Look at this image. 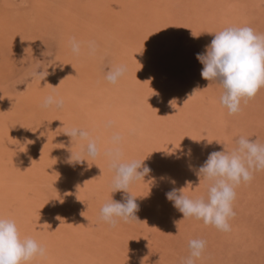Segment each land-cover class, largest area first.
Here are the masks:
<instances>
[{
    "label": "bare ground",
    "instance_id": "obj_1",
    "mask_svg": "<svg viewBox=\"0 0 264 264\" xmlns=\"http://www.w3.org/2000/svg\"><path fill=\"white\" fill-rule=\"evenodd\" d=\"M113 1L111 3L115 8L108 4L110 0L109 2L108 0H88V5L84 3L86 6H82L79 0H55L59 5L56 8L62 7L60 13L63 12V15H58L57 11L53 10L51 14L55 20L57 21V17H62L66 22H70L64 27V33L67 35L59 40L64 45L59 57L60 62L44 80L29 87L27 94L21 95L22 99L14 95L8 97L3 88H0V150L4 149L6 152L5 155L0 153V217L14 220L22 239L30 237L45 249L44 256H37L28 264H136L144 249L141 246L145 247V241L148 239L140 237L143 240H140V244L126 246L124 231L122 233L125 236L121 239L118 235L106 234L109 230L103 227L107 223L101 224L103 221L99 217L101 209L99 206L102 207L109 201L111 195L115 201L120 198L125 200L128 195H131L136 198L141 211L136 213L139 224H141L140 218L144 221L143 227L147 229L153 224L156 236L162 239L165 235L168 236L170 231V234L175 237V233L179 232L181 227L178 221L170 217V214H177L178 210L171 201L166 199L165 194L175 188L181 190L184 195L188 196L190 193L195 198L199 197L194 192L191 193V187L185 186L184 176L191 175L196 182L200 181L198 169L206 161L205 156L203 159L202 157L213 148L215 137L208 136L209 148L201 141H199L200 146L194 144V138H198L194 132L198 129L193 127L195 124L191 123L189 127L187 126L189 123L185 124L190 101L189 90L193 85L189 87L187 81L190 79L195 82L202 78L200 73L203 64L196 59V55L204 53L206 46L214 38V33H218L231 24L237 26L235 17L239 16V12L236 9L239 7L242 13L248 8L241 6L238 1L237 4L240 6L237 8L230 2H227L229 6H225L226 1L219 0V5L222 6L224 3V8L218 6V14L214 16L215 19H219L218 24H212L215 22H211V19L203 21L204 14L207 13L201 6L199 11L203 16L190 15V19L188 18L184 26L178 21L174 23L172 14L176 10L175 0ZM49 4L53 5L54 0H34L32 13L38 14L40 7L46 8L45 6ZM248 6H252L251 3ZM0 8V14L3 17L8 10L4 11L1 5ZM23 16L26 23L28 20L31 22V14L26 13ZM37 17L33 16L35 21L40 20ZM3 26H0V42L10 45L12 56L19 60L27 49L28 45L25 43L30 41L25 39L23 30L20 32L17 26L11 25L8 28L11 29L12 34L6 30L8 26ZM212 26L214 27L210 31ZM208 29L209 32L206 33ZM199 31L206 35H202ZM184 35H187L186 43H189V46L194 43L195 46L191 47L185 56L179 51L172 55L174 49L178 50L179 42L184 39ZM196 35L198 37H194ZM72 40L81 46L79 55H74L71 51L70 41ZM90 42L95 44L94 52H90ZM34 45L33 47H36ZM106 49L112 55L110 59L113 60L112 69L116 66L126 68L125 75L115 84L108 83L105 76L100 75L101 71L97 67L100 64L96 65L97 57H100ZM5 59L7 60V57ZM186 60H190L188 68L184 67ZM5 62L0 63L2 79L4 77L2 75L7 74L3 72L8 67V65L5 66ZM194 64L196 65L193 66ZM10 73L8 72V75ZM203 83L200 80L197 85ZM48 85L58 87L53 89ZM205 87L208 90H206L207 96H202L203 99L200 98L198 101L200 104L197 103L198 107L202 106L200 108L211 111L208 103L216 100V93L221 96L222 92L212 91L209 87L207 88V85ZM49 95L61 99L63 107L59 109L54 105L49 108L42 107L43 99ZM166 110L175 112L170 119H168L169 116L165 117ZM178 115L180 122L176 121ZM221 116L222 112L218 111L211 117L220 123ZM139 118L142 120L139 121L140 126L137 122L133 123ZM71 128L88 132L89 138L96 142L98 154L95 159L84 156L83 159L87 158V161L79 163L70 161L71 153L73 155L81 153L86 144L79 140L66 142L67 139L62 136ZM174 129L179 130H177V135L179 134L177 137L174 136ZM37 131L38 134H36ZM169 131L173 134L172 137ZM27 134H30L28 136H31L34 146L31 144L25 150L20 148L21 158H19L17 150L20 146L18 147L17 143H21ZM114 136L120 137L118 147L122 153V162L145 159L143 163L151 168V172L144 177V181H136L130 185L128 194L111 191L114 174L105 153L115 146L112 142ZM50 142L56 144L59 158L45 161L46 166L48 165L45 170L41 168L38 172L30 169V163L34 162L33 160H42L47 157V145ZM193 144L200 149L193 152L194 154L191 153L190 156L186 155L188 149L192 150L191 147H194ZM60 157L61 159L64 157L65 166L68 164L67 168L63 166ZM74 165L79 166V170L84 172L90 180L88 184L90 189L86 192L84 190L87 183L83 182L82 178L76 180L78 174L75 175L72 170ZM192 171L195 176L192 175ZM50 177H53L58 184L57 200L51 203L46 200L44 187ZM172 181L175 183L173 184ZM20 182H23L21 184L23 188ZM196 182L197 186L199 183ZM257 190L263 191L260 187ZM89 200L92 202H86ZM144 206H148L150 211L145 212ZM166 215H168L166 218H162ZM65 217L69 223L64 220ZM135 226L134 229H136ZM111 228L112 231L118 230L116 227ZM121 230L124 229L120 228ZM160 239L158 242L165 250L163 244L167 239ZM151 241H147L146 244H155ZM162 241L165 242L162 243ZM149 244L147 245L151 246ZM167 252L168 250L164 252L165 257L174 262L175 255H168L169 252ZM172 252L175 253V250ZM149 256L154 254L151 252ZM144 257L147 259L142 258V260L148 263V257L145 255ZM178 258L180 259V256ZM92 260L95 261L91 262Z\"/></svg>",
    "mask_w": 264,
    "mask_h": 264
},
{
    "label": "rangeland",
    "instance_id": "obj_2",
    "mask_svg": "<svg viewBox=\"0 0 264 264\" xmlns=\"http://www.w3.org/2000/svg\"><path fill=\"white\" fill-rule=\"evenodd\" d=\"M79 1L82 4V6H86L85 4L88 5V3H87L88 0H79ZM111 1H113V0H110V2L108 0V2H109L108 4L110 6H113L114 4H112ZM218 1L219 0H175L174 3H176L175 4L176 10H174V12L172 14L174 17L173 19L175 20L174 23L175 22L177 23V21H178V23L184 25V23H186L188 18L190 19V15H192L194 17H198L200 15L203 16V14L200 13V11H199L201 9V6H203L205 13H207V14H204L205 18L203 21L205 22V21L211 19V22H215L212 24H218L219 19L217 20L214 17L215 15L218 14V6H220ZM225 1H226L225 6H229L227 4V2H230L231 4L234 5L235 8H237L238 6H240L237 4V1H238V3H240L241 6H243L244 8H248V10L244 9L245 11L242 13H241V10L239 7L236 9V11L239 12L238 13L239 16L235 17L237 20V22H235V23H238L237 27L248 26V27H251L257 34H260L262 32L264 34V0H223L222 2H225ZM33 2H34V0H0V5L3 8V10L4 11L6 9L8 10V12L3 15V17L0 14V16H1L0 17V22H1L0 26H3V25L8 26L6 30H8V32H11L10 34H12V31H11V29H8V28L11 27V25H13L15 27L17 26L19 31L23 30L22 34L25 36V39H29V41H30L29 43H25L26 45H28L27 49L25 50L23 57H22V55L20 56V58L18 57L19 60L15 56H12L11 51H10V47H11L10 45L8 46V44H4L3 42H0V44H1L0 45V52L2 53V54L0 53V57L3 56L2 58H0V60H1L0 63H4L6 61L7 63L5 62V66H7V65H8V67H9V65L11 66L9 68L6 67L5 70H3V72L7 73V74L4 73L6 75H8V72L10 73V71H11V73H10V75H8V77L6 75H2L4 77H6V78L3 77V79H2L1 74H0V77H1L0 82L2 84V85L0 84V88L1 87L3 88L2 90L7 94L8 97L14 95V96H18L19 99H22V96L24 94L25 95L27 94L26 92L29 89V87H31V86H33V84L35 85L39 82L38 79H36L32 76L33 72L38 70L42 73L46 72V71L48 73H50V72L52 73L54 71V69L56 68V66L58 65V63L60 62L59 57L63 51L62 48H64V45H62L59 40L64 39V37L67 35L66 33H64V27L69 25L70 22H66L65 19H62V17L61 18L57 17V21H56L54 16L51 14V13H53V10L57 11L56 13H58V15L62 14L63 12L60 13L62 7L56 8L59 5L54 0L53 5L49 4V5L45 6L47 9L44 7H40L39 10L41 12L39 11L38 14H33L32 13V12H34L33 7H32ZM234 2H236V3L234 4ZM187 3H189V4H187ZM250 3L252 6H248ZM223 4L219 8H222ZM190 5H192V7ZM113 7L115 8V6H113ZM0 11H1V8H0ZM178 12H179V14H178ZM209 12H210V14H209ZM3 13H5V12H3ZM26 13L28 15L31 14V16H32V18H30L31 22H30V20H28V22H30V23L25 22L26 19H24L23 15H26ZM21 14H22V16H21ZM34 15L38 16L37 18L40 20L35 21L36 19L34 20V18H33ZM11 17H12V19L13 18L14 19L12 20ZM17 19L19 21L20 20L21 21L23 20V21L18 22ZM32 20H34V21H32ZM5 21H6V23H5ZM35 22H37V23H35ZM66 23H68V24H66ZM25 25H26V27H25ZM231 26H232V24H231ZM213 27L214 26L210 27V31ZM29 30H30V33H29ZM199 32L202 35H206L202 31H199ZM208 32H209V29L206 31V33H208ZM198 35H196V37H198ZM33 36H35V37H33ZM186 36L187 35H184V39H182V41L179 42L178 50L174 49L172 51V55H174L175 53H178L177 51H179V52H181L180 53L181 55L185 56L186 54L189 53L188 50L191 47L195 46L194 43H192L191 46H189V43H186L187 42L185 40ZM67 39H69V38H67ZM33 42L35 45L33 44ZM36 44H37V46H36ZM3 45H5L4 47H6V48L2 47ZM33 45L36 47H33ZM29 46L30 47L32 46V49L34 52L32 51V49H30ZM31 52H33V53H31ZM7 54H8V56H7ZM9 55H10V59H12L11 61L9 59ZM107 55H109L111 57H109ZM6 57H7V60L9 59L8 60L9 63L5 59ZM11 57H15V58H11ZM100 57H97L98 60L99 59H101V60H99V61L97 60L96 65L100 64L99 66H97L99 68V70L101 71L100 75L105 76L106 73L112 69L113 60H110L112 58V55L106 49L105 52L104 51L102 52V55H100ZM21 59H23L22 62H21ZM189 61L186 60L184 67H186V68L189 67ZM191 61H193V60H191ZM15 62H17V63H15ZM195 65L196 64H194L193 66H195ZM7 70H9V71L7 72ZM200 75H201V73H200ZM200 80L202 81V83L204 82L203 83L204 85L203 84L197 85L200 82ZM200 80H197L194 82L193 80L188 79V81H187L189 87L192 84L193 85L189 90V94L191 97H190L189 105L187 107L188 108L187 109L188 112L186 113V120L187 121H185V124L189 123V125H187L188 127L192 124H195V125H193V127L198 129L194 132L195 133L194 135L198 138L196 139L193 137L195 139L194 144H197V146L201 145V143L199 142V141H201L202 143L206 144V146H208V148H209L210 144L207 142V140L210 141V138L208 136L213 135L215 137V143L212 145L213 148L211 147L212 149L210 151H208V153L203 155V157L201 156L202 159L205 156V158L207 160L209 154L214 152V151H224L225 150L226 152H231L236 147L235 142L241 136L249 138L250 140H256L260 144H264V88H261L258 92L259 94L257 93L256 96L253 99L249 100L246 104L243 103V101H241L240 111L238 113H236L237 115L236 114L229 115L227 112V109L223 108L220 105V103H219L220 95L218 96L217 95L218 93H216V100H213L212 102L208 103V107L211 111L206 110L207 108L206 109L200 108L202 106L198 107L200 104L198 102L199 99L202 98V96H207V94H206L207 89H206L205 85H207V88L209 87V89H211L212 91L216 90L217 92L218 91L222 92L221 88L218 87L216 84L212 83L211 81L205 80L203 78H200ZM0 92H1V89H0ZM211 96H213V95H211ZM215 105L217 108L215 107ZM251 108H253V109H251ZM171 111L172 110H170V111L166 110V116H165L166 118L169 116L168 119H170V116L174 115L175 112L172 113ZM218 111L222 112L220 123L216 122V120L213 119V117H211L214 113H218ZM204 115H205V117H203ZM140 120H141V118H139V120L133 121V123L136 124V122H137L138 126H140L141 125L140 122L142 121V120L141 121ZM179 120L181 121V119L179 118V115H178V118H176V121L178 122ZM177 122H175V123H177ZM199 124H202V125H199ZM177 130L174 129V133H175L174 136L175 137H177L179 135V134L177 135ZM166 131H167V129H166ZM169 132H170L169 134H171L170 136L172 137L173 134L171 133V131H169ZM36 134H38V131ZM28 135H30V134H27L21 143L20 142L17 143L18 147L20 146L17 150L18 151L17 157H19V158H21V153L19 151L20 148L25 150L27 148V146H30L32 144V138H31V136H28ZM35 137H37V136H35ZM62 137L67 139L66 142H68V141L72 142L71 139L68 138L67 135L63 134ZM194 144H193L194 147H191L192 148L191 153H193L195 151L197 152L200 149V148L198 149V147L195 146ZM55 145H56L55 143L54 144L51 142L48 143V145H47L48 147H47V151H46L47 157H44L42 160L41 159L33 160L34 162L30 163V166H31L30 169H34L38 172L41 170V168L45 170V169H47V166H48V165L46 166L45 161L46 162L48 160L50 161L55 157L59 158L58 151L56 150ZM0 146H1V144H0ZM32 146H34V144H32ZM129 148H130V146H129ZM129 148H128V150H130ZM8 149H10V148H8ZM12 149H14V148H12ZM64 151H66V149ZM39 152L42 153V151H39ZM69 152L70 151H68V153ZM0 153H1V155H5L6 152L4 149H1ZM7 154H9V153L7 152ZM56 155H58V156H56ZM25 161H27V160H25ZM60 161L62 162L63 166L67 168L68 164L65 166L66 161H64V157L62 159L60 157ZM85 161H87V158L85 159ZM88 161H90V160H88ZM73 167L74 168L72 170L74 171V174L75 175L78 174L76 180L78 181L79 179L82 178L81 180L83 182L85 181L87 183V184H85L86 189L84 190V192H86L88 189H90V186L88 185L89 180L87 179L88 176L85 175L84 172L82 173V171L79 170L80 169L79 166L77 167L76 165H74ZM107 169H108V167H107ZM192 175H194L193 171H192ZM187 177L184 176V179L186 182L185 186H187L188 188L189 187L192 188L190 190V191H192L191 193L194 192L196 195L199 196L198 198H200V197L206 198L207 188H205L203 186H205L207 184H205V182L202 179L200 181L196 182L194 177H192L191 175L187 176ZM261 177H263V179H261ZM259 178L261 180H259ZM195 182L199 183V184L196 186ZM22 183L23 182H20L21 188L24 187L23 185H21ZM251 184H254V185H251ZM44 185H45L44 187L46 189V200L50 201V203L55 201V199L57 200L58 184H56V181L53 179V177H50L49 181L46 182V184H44ZM251 186H253V187H251ZM187 187H185V189L188 190ZM258 187L262 188L263 191L257 190ZM104 190H105V187H104ZM201 191L203 193H201ZM184 192H186V190ZM235 192H236V196H235V199L233 201L232 206H233V211L235 213L234 216H236V217L230 218V220H229L230 231H228V232H223V231L217 230L213 226H205L202 220H197L194 217L183 219V215L179 211L177 212V214H174V215L170 214L171 219H175L176 221H178L179 225L181 226L179 232H177V233L174 232L175 237H174V235L171 234L168 236L165 235V238L163 237L162 239H160L159 237L156 236V233L153 229V224L150 225L151 228H149V229H147L146 227H143L144 221H142L141 218H140L141 224H139L137 222L124 223L123 221H119L115 226L116 229H118V230H115V231H112V228H111L112 226H110L109 224L105 225L104 224L105 222H103V223L100 222V223L104 224V226H103L104 229L106 228L109 230V231H107V233L105 232L106 234L112 233V234H115L116 236L118 235V236H120V239L126 235V237H125L126 238V240H125L126 246L132 245V244H140V240L143 241L142 238H140V237H145L146 239H148L145 241L146 246L145 247L141 246L144 249L142 250V254L140 255L141 257L139 255H137V256H139V259H138L136 264H151V263L152 264H183V261L190 255V252L188 249V242L192 239H202L205 241V248H204L201 256L199 258L194 259V264H264V170H261L259 172L258 171L254 172L253 179L250 181V183H248V184L247 183H241L235 189ZM189 194L190 193H188L189 198H191V199L195 198L193 194H190V195ZM87 196H89V193H87ZM109 198L111 199V198H113V196L111 195ZM85 199H87V198H85ZM195 199H197V198H195ZM116 201L125 202L124 198H120V200L117 199ZM86 202L89 203V202H92V200L91 201L89 200ZM144 202H145V200H144ZM100 203H101V201H100ZM95 206L96 205H94V208L96 209ZM99 207L101 208V205ZM143 210L145 212L150 211L148 206L147 207L144 206ZM139 212L141 213V211H139ZM168 215H166L162 218H166ZM136 216L138 218V214H136ZM64 220L67 221V223H69V220L67 219V217H65ZM138 222H139V220H138ZM119 223H120V225H119ZM123 223H124V225H123ZM132 224H133V226H132ZM134 225H136L135 226L136 229H134ZM138 227H140L141 229ZM120 228L124 229V230L120 231ZM152 229H153V231H151ZM123 231H124L125 235L122 233ZM150 232H153V233H150ZM170 232H169V234H170ZM138 233H139V235H138ZM147 234H149V235H147ZM152 235L155 237H153ZM151 236H152V241L155 244L147 243V244L151 245V246H148L146 244V242L151 241V239H150ZM129 239H132V240H129ZM155 239H156V241H154ZM158 239H160V240H166L167 239L166 242L162 241V243L165 242V244H166L168 241H170L169 242L170 245H169V243L166 245L163 244L166 248L164 250V248L162 249V247H161L162 244L158 242ZM172 242H173V244H172ZM182 245L183 246L185 245V246L183 247ZM149 247H151V248L149 249ZM152 249L155 250V253H154V250H152ZM121 250H122V248H121ZM147 250H148L149 255L152 252L154 254V256H149L150 257L149 258L148 254H147ZM166 250H168V252H169V253L167 252L168 255L169 254L175 255L176 260L174 262L169 261L167 259L168 257L167 258L165 257L164 252ZM170 250H172V251L175 250V253L170 251ZM144 255L148 257V261L150 263L149 262L146 263L145 261L142 260V258H145V260L147 259L146 257H144ZM178 256H180V259L178 258ZM93 261H95V260H92L91 262H93Z\"/></svg>",
    "mask_w": 264,
    "mask_h": 264
},
{
    "label": "clouds",
    "instance_id": "obj_3",
    "mask_svg": "<svg viewBox=\"0 0 264 264\" xmlns=\"http://www.w3.org/2000/svg\"><path fill=\"white\" fill-rule=\"evenodd\" d=\"M214 34L204 53H198L196 59L203 64L201 77L221 88L219 103L227 109L229 115H234L240 111L241 101L246 104L264 88V34H257L248 26H228ZM70 48L74 55L80 54L81 46L75 40L70 41ZM89 49L90 52L95 51L94 42L89 43ZM125 73V66H116L106 73L105 79L108 83L115 84ZM48 74L47 71L42 73L37 70L32 76L41 82ZM53 105L57 109L62 108L63 101L53 95L46 96L42 101L44 108ZM65 135L70 137L71 141L86 142L81 153L76 155L71 153V162H83L84 156L96 158L97 144L89 138L88 132L71 128ZM119 141L120 137L114 136L112 142L115 146L105 153L114 174L111 191L128 194L130 185L136 181H144L151 168L143 163L145 159L122 162ZM235 143L236 147L231 152L224 150L210 153L198 169L199 179L208 186L206 198L191 199L175 188L165 194L166 199L182 213L183 219L194 217L202 220L205 226H213L223 232L230 231L229 220L235 215L232 206L236 196L235 189L241 183L250 182L254 172L264 170V144L243 136ZM186 155H191V149H188ZM138 211L136 198L128 195L125 202L111 198L104 203L99 217L103 222L115 227L119 221L139 223L136 216ZM204 248V240H190L188 242L190 255L183 264H194V259L201 256ZM44 255L45 249L34 239L21 238L14 220L0 217V264H28L35 257Z\"/></svg>",
    "mask_w": 264,
    "mask_h": 264
}]
</instances>
